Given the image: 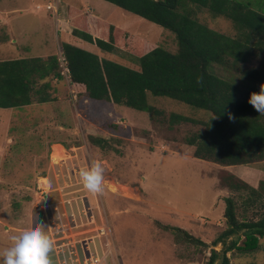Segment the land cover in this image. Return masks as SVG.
Wrapping results in <instances>:
<instances>
[{
    "label": "rangeland",
    "instance_id": "obj_1",
    "mask_svg": "<svg viewBox=\"0 0 264 264\" xmlns=\"http://www.w3.org/2000/svg\"><path fill=\"white\" fill-rule=\"evenodd\" d=\"M240 1L255 4L257 0ZM259 5L264 6V0ZM70 8L84 14L93 11L126 34L175 48L173 33L106 0H0V14L8 12L4 16L10 22L3 26L0 19V59L8 57L4 49L10 44L17 45L22 55L58 56L60 43L67 41L106 59L138 67L124 49L105 52L65 33L72 28ZM256 9L264 12L263 8ZM197 17L214 30L234 34L231 22L224 17H213L203 10ZM20 29L23 32L18 35ZM257 62L255 56L248 65ZM218 73L230 76L223 69ZM68 82L59 80L51 101L0 108V248L14 227L30 222L32 216L46 226L51 238L58 231L67 233L66 238L52 239L53 248L62 243L63 249L69 250L89 244L92 251L107 250V257L110 252L116 254L119 264H206L210 248L221 252L231 238L241 242L242 233L237 238L216 240L226 228L225 198H233L238 218L242 210H246L242 214L246 217L254 212L260 215L264 204L247 205L249 190L230 188L227 176L234 174L258 188L259 182H264V160L249 165H222L194 157V146L186 144L185 138L202 131L208 111L148 93V103L156 110L152 114L78 98ZM259 87L260 84L255 86L257 91ZM249 88L253 89V85ZM171 113L192 121L170 123ZM88 134L109 139L111 147L91 145ZM53 146L65 149L63 159H52ZM93 161H100L104 167L102 195L83 190L80 182V169ZM43 179L51 187L49 183L44 185ZM121 186L128 189L129 195L122 194ZM74 187L81 190L68 193ZM53 204L57 210L50 207ZM91 214L97 225L88 223ZM102 220L108 225L109 241L99 231ZM49 221L54 222L49 225ZM164 225L180 227L207 245L190 243L184 233L164 229ZM84 229L90 231L75 235ZM93 236L95 239L89 238ZM53 248L49 254L51 264L56 263ZM226 255L230 264H264V239L253 252L242 253L233 247Z\"/></svg>",
    "mask_w": 264,
    "mask_h": 264
},
{
    "label": "trees",
    "instance_id": "obj_2",
    "mask_svg": "<svg viewBox=\"0 0 264 264\" xmlns=\"http://www.w3.org/2000/svg\"><path fill=\"white\" fill-rule=\"evenodd\" d=\"M106 1L173 33L175 48L171 50L135 34H126L93 11L84 14L70 8L73 37L109 53L124 49L138 66L132 68L63 41L59 50L66 60L74 95L152 114L156 110L148 103V93L177 100L210 112L202 131L185 138L186 144L194 146V157L222 165H249L264 160V116L248 102L249 94L257 92L255 86L264 83V12L256 9L264 10L259 5L262 0H257V4L249 0ZM200 10L228 19L234 34L208 27L197 17ZM255 56L257 64L248 65ZM219 69L230 76H222ZM61 78L55 54L0 60V108L51 101V81ZM181 121L192 120L179 113L169 115L170 123ZM87 138L91 145L101 149L111 147L109 139L93 134ZM227 178L230 188L249 190L247 205L258 202L263 206L264 182L254 188L234 174L229 173ZM236 211L233 198H225L226 228L216 240L237 238L239 233L243 239L237 243L231 238L221 252L210 248L206 264H215L216 259H220L216 264H230L226 252L233 247L242 253L259 248L260 240L264 239V211L246 217L242 215L246 210H242L240 218ZM163 228L184 233L190 243L207 245L180 227Z\"/></svg>",
    "mask_w": 264,
    "mask_h": 264
},
{
    "label": "clouds",
    "instance_id": "obj_3",
    "mask_svg": "<svg viewBox=\"0 0 264 264\" xmlns=\"http://www.w3.org/2000/svg\"><path fill=\"white\" fill-rule=\"evenodd\" d=\"M248 102L264 116V83L260 84L259 91L249 94ZM79 178L85 190L103 194L104 167L100 161L80 169ZM45 229L46 226L33 216L30 222L15 226L7 243L0 248V264H51L49 254L53 241Z\"/></svg>",
    "mask_w": 264,
    "mask_h": 264
},
{
    "label": "built area",
    "instance_id": "obj_4",
    "mask_svg": "<svg viewBox=\"0 0 264 264\" xmlns=\"http://www.w3.org/2000/svg\"><path fill=\"white\" fill-rule=\"evenodd\" d=\"M50 7V6H48ZM58 63L60 66V74L62 77H64L67 81H69V70L66 65V60L64 56L59 52L58 54ZM45 185V184H44ZM40 187V186H39ZM53 208V210H57V206L55 204L50 206ZM93 220V214L90 215L89 221ZM54 222V221H49V225ZM103 223V220L101 224ZM56 229V227H54ZM99 231L102 233V235H105V238L107 241L110 239L107 237V231L106 228L100 227ZM58 232H61V236H58ZM56 233V237H53L51 239H62L66 238V234L63 231H58ZM68 236V235H67ZM75 236V235H74ZM74 236L72 238L74 239ZM79 244H81L80 240H77ZM93 242V241H92ZM64 243L61 245H56L53 250L56 258V263L55 264H119L117 261V255L114 254L112 255L111 252L108 253V257L105 255L107 253V250L103 248L101 252L98 251H92L90 249L89 244H85V246L82 244L79 246V248H74V249H68L66 247L63 249ZM74 247V245H72ZM85 247V248H84ZM106 252V253H105Z\"/></svg>",
    "mask_w": 264,
    "mask_h": 264
},
{
    "label": "crops",
    "instance_id": "obj_5",
    "mask_svg": "<svg viewBox=\"0 0 264 264\" xmlns=\"http://www.w3.org/2000/svg\"><path fill=\"white\" fill-rule=\"evenodd\" d=\"M39 8H41V6L39 5ZM8 14V12H2L1 14H0V19H1V23H2V25L3 26H5V25H9L10 24V22L7 20L8 19V17H5L4 15H7ZM8 21V22H7ZM8 28H11V27H8ZM59 30H60V28H58ZM70 31V30H69ZM23 32V29H20V30H18L17 31V34L18 35H21V33ZM65 32V31H64ZM65 33H70V32H65ZM67 35V34H66ZM8 41H11V39H9ZM5 42V41H4ZM13 43H15L16 42V39L14 40V41H12ZM6 43H8V42H6ZM9 44V43H8ZM11 45V44H10ZM10 45H8L4 50L7 52V56L8 57H3V58H1L0 60H3V59H19V58H26V57H33V56H46L45 54H35V55H26V53H24L23 52V55L21 54V52H20V50H18V48H17V45H13V46H10ZM49 55H51V54H49ZM61 79H65V78H61ZM66 80V79H65ZM67 81V80H66ZM59 82V80H56V79H54V80H52L51 81V86H52V90H51V96L52 97H54L53 99H55V89L58 87L57 85V83ZM68 82V81H67ZM69 83V82H68ZM72 89V88H71ZM73 91V90H72ZM25 106H27V105H25ZM6 109H9V108H6ZM61 127V129L63 128V126H60ZM55 146H53V148H54ZM61 149H63V147H61V146H59ZM73 147H76V146H73ZM52 148V149H53ZM64 150V152H63V155L65 156V149H63ZM51 156H52V152H51ZM63 159V158H62ZM49 183V182H48ZM51 184L49 183V186H50ZM51 187V186H50ZM82 188H83V186H82ZM81 190V188H78V187H74V188H70V191L68 192V193H73V192H78V191H80ZM83 190H84V188H83ZM89 224H95V225H97V223L94 221V220H91L90 222H88ZM104 227V228H106V231L108 232V225L106 226V222H105V220H103V223L102 224H100L99 225V227L98 228H100V227ZM88 231H90V229H84V230H79V231H76L75 232V235L77 236V235H80V236H83V235H85L84 233L85 232H88ZM102 234V233H101ZM88 236V235H87ZM86 236V237H87ZM84 238V237H83ZM90 239H95L94 238V236L93 237H89ZM105 241H107V239L105 238ZM92 242V241H91ZM93 242H94V240H93Z\"/></svg>",
    "mask_w": 264,
    "mask_h": 264
},
{
    "label": "bare ground",
    "instance_id": "obj_6",
    "mask_svg": "<svg viewBox=\"0 0 264 264\" xmlns=\"http://www.w3.org/2000/svg\"><path fill=\"white\" fill-rule=\"evenodd\" d=\"M63 152H64V150L63 149H61L59 146H55L53 149H52V159L53 160H59V159H62L63 157H64V155H63ZM44 180V184L46 185H48V183H47V181L45 180V179H43ZM119 187V186H118ZM116 189H117V187H115ZM120 188H122V186L120 187ZM121 192H122V194H124V195H129V191H128V189H126L125 187L124 188H122L121 189Z\"/></svg>",
    "mask_w": 264,
    "mask_h": 264
}]
</instances>
